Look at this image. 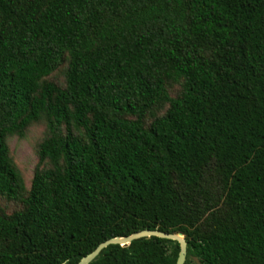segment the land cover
<instances>
[{
  "label": "trees",
  "instance_id": "obj_1",
  "mask_svg": "<svg viewBox=\"0 0 264 264\" xmlns=\"http://www.w3.org/2000/svg\"><path fill=\"white\" fill-rule=\"evenodd\" d=\"M36 123L26 185L8 137ZM0 197V264L143 229L181 232L184 264H264V0H0ZM178 251L140 237L88 264Z\"/></svg>",
  "mask_w": 264,
  "mask_h": 264
},
{
  "label": "rangeland",
  "instance_id": "obj_2",
  "mask_svg": "<svg viewBox=\"0 0 264 264\" xmlns=\"http://www.w3.org/2000/svg\"><path fill=\"white\" fill-rule=\"evenodd\" d=\"M53 75L59 81L63 79L60 70L56 73L54 72ZM42 133L43 125L40 123H36L28 127L25 136L22 138L15 135L8 137V144L11 154L14 158L18 170L22 174L26 185H28L30 182L33 169L37 161L35 146L38 140L41 138ZM0 205L6 211H10L14 203L6 201L2 197H0Z\"/></svg>",
  "mask_w": 264,
  "mask_h": 264
},
{
  "label": "water",
  "instance_id": "obj_3",
  "mask_svg": "<svg viewBox=\"0 0 264 264\" xmlns=\"http://www.w3.org/2000/svg\"><path fill=\"white\" fill-rule=\"evenodd\" d=\"M156 236L165 239L176 240L179 244V251L176 260V264H184L186 255H187V241L184 238V235L181 232L172 233L165 232L162 230H151V229H143L133 233H130L125 236H116L108 238L102 242H100L91 252L81 257L79 261L75 264H88L92 260H94L100 251L110 244H119L122 246L128 245L132 240L140 238V237H151Z\"/></svg>",
  "mask_w": 264,
  "mask_h": 264
}]
</instances>
